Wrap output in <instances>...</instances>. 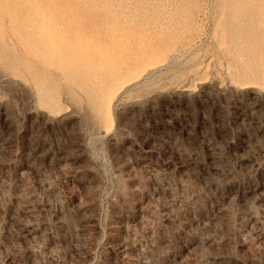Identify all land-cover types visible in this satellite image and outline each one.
Masks as SVG:
<instances>
[{
  "label": "rangeland",
  "instance_id": "374dc122",
  "mask_svg": "<svg viewBox=\"0 0 264 264\" xmlns=\"http://www.w3.org/2000/svg\"><path fill=\"white\" fill-rule=\"evenodd\" d=\"M150 9L0 0V264H264V0Z\"/></svg>",
  "mask_w": 264,
  "mask_h": 264
},
{
  "label": "bare ground",
  "instance_id": "6f19581e",
  "mask_svg": "<svg viewBox=\"0 0 264 264\" xmlns=\"http://www.w3.org/2000/svg\"><path fill=\"white\" fill-rule=\"evenodd\" d=\"M106 1V0H105ZM111 1V0H110ZM167 1H169L170 4L173 5V12L174 15L175 14H179L182 10H184L183 8L185 7V0H149L150 3V11L153 13L158 12L159 10L165 9L166 5H167ZM121 2V1H120ZM182 2V3H181ZM120 8V7H119ZM144 8V7H143ZM20 9V8H19ZM124 9V8H123ZM128 11V10H127ZM166 12V11H165ZM245 12V11H244ZM114 13V12H113ZM120 14V13H119ZM120 17V16H119ZM240 18L244 19V20H253L255 18L254 14H250V12L248 11L247 13H243L242 15L239 16ZM28 18V16L26 17ZM122 19V18H121ZM167 19V18H165ZM30 20V19H29ZM28 21V19H27ZM105 21V20H104ZM112 22V21H111ZM117 22V21H116ZM158 22V21H157ZM107 23V22H106ZM105 23V24H106ZM118 23V22H117ZM109 25V24H108ZM29 28V27H28ZM160 28V27H159ZM256 26L252 25L250 26V30L248 33L251 34H255V35H259L258 39L254 40L250 39V40H244L243 37V31L242 30H238L236 29V27L232 30L236 35V39L238 41V43L244 47V49L246 50L245 52L249 55V57L252 60H256L258 54H259V50L262 49L264 50V37L260 34V32H258L256 30ZM30 30V29H29ZM33 32V31H32ZM30 36V35H29ZM33 39V38H32ZM35 41V40H33ZM37 42V41H36ZM32 43V42H31ZM33 45V44H32ZM40 81V80H39ZM94 108L96 110H101L102 109V104L100 103L99 99H96L94 102Z\"/></svg>",
  "mask_w": 264,
  "mask_h": 264
}]
</instances>
